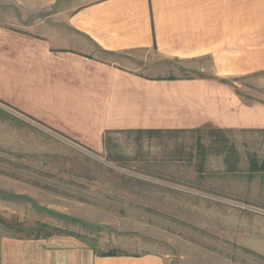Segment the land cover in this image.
I'll return each mask as SVG.
<instances>
[{
    "label": "crops",
    "instance_id": "1",
    "mask_svg": "<svg viewBox=\"0 0 264 264\" xmlns=\"http://www.w3.org/2000/svg\"><path fill=\"white\" fill-rule=\"evenodd\" d=\"M0 5V100L62 137L104 152L128 131H264V0ZM79 235L0 227V264H169Z\"/></svg>",
    "mask_w": 264,
    "mask_h": 264
},
{
    "label": "rangeland",
    "instance_id": "2",
    "mask_svg": "<svg viewBox=\"0 0 264 264\" xmlns=\"http://www.w3.org/2000/svg\"><path fill=\"white\" fill-rule=\"evenodd\" d=\"M106 141L98 152L0 100V227L80 234L102 251L157 250L169 264H264V131Z\"/></svg>",
    "mask_w": 264,
    "mask_h": 264
},
{
    "label": "trees",
    "instance_id": "3",
    "mask_svg": "<svg viewBox=\"0 0 264 264\" xmlns=\"http://www.w3.org/2000/svg\"><path fill=\"white\" fill-rule=\"evenodd\" d=\"M109 252L113 253V251H109Z\"/></svg>",
    "mask_w": 264,
    "mask_h": 264
}]
</instances>
